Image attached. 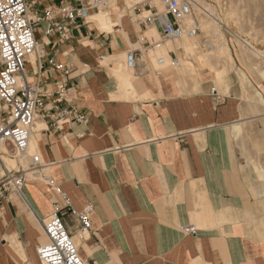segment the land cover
Listing matches in <instances>:
<instances>
[{
  "label": "crops",
  "instance_id": "obj_1",
  "mask_svg": "<svg viewBox=\"0 0 264 264\" xmlns=\"http://www.w3.org/2000/svg\"><path fill=\"white\" fill-rule=\"evenodd\" d=\"M27 1L43 14L92 0ZM156 11L152 0H111L64 21L65 37L37 24L42 88L55 96L65 81L87 122L38 116L31 140L42 165L27 179V201L12 192L0 205V264H45L41 220L66 209V197L63 219L86 264H264V79L240 55L230 70L214 60L218 77L147 19ZM88 204L92 228L82 233L75 212ZM189 225L194 233L181 228Z\"/></svg>",
  "mask_w": 264,
  "mask_h": 264
},
{
  "label": "built area",
  "instance_id": "obj_2",
  "mask_svg": "<svg viewBox=\"0 0 264 264\" xmlns=\"http://www.w3.org/2000/svg\"><path fill=\"white\" fill-rule=\"evenodd\" d=\"M111 0H92L88 5H60L45 9L43 14L31 12L27 0H0V205L6 197L15 192L27 201L25 185L31 172L41 167L40 155L30 152V141L35 122L40 114L56 126L64 119L87 122L81 108L66 99L68 88L65 81L56 85L55 96L41 86V76L45 68L46 52L38 42L35 30L40 21H46V33H57L65 37L69 29L64 21H74L77 17H86L90 8L105 9ZM165 11H156L147 17L150 22L158 19L166 37L179 38L184 34L189 37L198 35L199 26H185L184 19L192 14L194 0H161ZM171 17V19L168 18ZM211 44L204 41V49H211ZM34 57L36 69L34 75L27 70L29 59ZM164 57L158 62L164 63ZM48 63L64 73L69 68L54 59ZM175 65L179 63L173 61ZM127 65H135V56L131 51L127 55ZM37 79H36V77ZM53 95L51 106L47 108L48 96ZM7 160L13 161L11 165ZM54 189L64 197L66 194L49 179ZM67 208L55 207L53 212L42 218L46 241L37 247V252L45 264H86L81 257L78 244L68 231L63 214L72 209L68 198ZM93 206L86 205L75 212L80 222V231L88 232L92 228L91 213ZM194 233V225L181 227Z\"/></svg>",
  "mask_w": 264,
  "mask_h": 264
},
{
  "label": "rangeland",
  "instance_id": "obj_3",
  "mask_svg": "<svg viewBox=\"0 0 264 264\" xmlns=\"http://www.w3.org/2000/svg\"><path fill=\"white\" fill-rule=\"evenodd\" d=\"M196 1L200 5H202L204 9L205 7H208L212 12H214L215 15H217V17L222 22L220 28L222 33L226 36V41L228 46L230 47L234 61L237 59L236 56L240 55V57L248 65L252 72L256 73L264 79V58L249 50L250 48L242 43V41H240L241 39H239H247L255 46L262 47V51L264 50V0H214L211 2H205L203 0ZM194 3L191 15L192 19H190L188 27H190L194 23L198 25L201 30V34L211 44L212 48L208 50L204 49V51L199 50V35H196L195 37H189L187 34H184L183 36L176 38V42H181V44L186 47V53L188 54L187 56L200 54L202 63L210 65L212 69L216 70L218 77H220L221 72L217 71L219 67L211 65V63L214 62V60L222 61L226 59L211 58L209 60H205L204 57L206 55H212L214 49H216L220 45H223L224 43L222 42L219 35H216L213 31H209V27H206L207 24L213 21L212 16H209L208 13L203 11V9L194 6ZM152 4L158 6L161 12L165 11V5L161 0H152ZM232 9L236 10V15L231 17L230 12ZM101 16L102 18H104V14H102ZM160 55L165 56L164 53H158L157 57ZM154 60L157 67H163V65L160 66L157 63L156 58H154ZM178 60L181 65L186 63L182 62L180 57L178 58ZM166 63L168 64L169 61H167ZM167 64H165L164 66H166ZM227 66V70L236 68L235 65ZM126 70L129 71L131 69L127 67ZM259 98L261 102H263L261 96H259ZM30 152H35L33 145H31ZM7 162L11 165L14 164V162L10 160H7Z\"/></svg>",
  "mask_w": 264,
  "mask_h": 264
},
{
  "label": "bare ground",
  "instance_id": "obj_4",
  "mask_svg": "<svg viewBox=\"0 0 264 264\" xmlns=\"http://www.w3.org/2000/svg\"><path fill=\"white\" fill-rule=\"evenodd\" d=\"M194 6H197V7L201 8V9H203V11L208 13L209 16H212L213 21L210 22L209 24H207L206 27H209V29H208L209 31H213L216 35H219V37L221 38L222 42L224 43L223 45H220L216 49H214V51L212 52L213 54L211 53L212 55H206L204 57V59L205 60H209L211 58H215V59L225 58L229 62L230 65H234V58H233V56L231 54L230 47L227 44L226 36L222 33L221 28H220L221 27V23H222L220 21V19L208 7H205V9H204L203 6L200 5L197 1L194 3ZM191 15H189L183 21L185 26H187V27H188V23L190 22V19H192ZM235 15H236V10L232 9L231 12H230V16L232 17V16H235ZM194 24H192V25H194ZM239 39H241L240 41H242V43H244L247 47L250 48L249 50L255 52L257 55L262 56L264 58V54H263L264 50L262 51V47L255 46L252 42L248 41L247 39H243V38H239ZM31 145H33L32 140L30 141V146H29L30 148H31Z\"/></svg>",
  "mask_w": 264,
  "mask_h": 264
}]
</instances>
